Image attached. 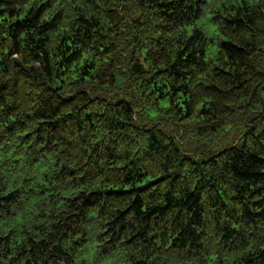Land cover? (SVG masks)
I'll return each instance as SVG.
<instances>
[{"label":"clouds","instance_id":"obj_1","mask_svg":"<svg viewBox=\"0 0 264 264\" xmlns=\"http://www.w3.org/2000/svg\"><path fill=\"white\" fill-rule=\"evenodd\" d=\"M0 264H264V0H0Z\"/></svg>","mask_w":264,"mask_h":264},{"label":"trees","instance_id":"obj_2","mask_svg":"<svg viewBox=\"0 0 264 264\" xmlns=\"http://www.w3.org/2000/svg\"><path fill=\"white\" fill-rule=\"evenodd\" d=\"M217 2H219V0H217ZM109 190H113V189H109Z\"/></svg>","mask_w":264,"mask_h":264}]
</instances>
